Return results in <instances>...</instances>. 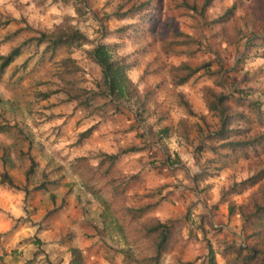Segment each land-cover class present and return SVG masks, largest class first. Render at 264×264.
I'll list each match as a JSON object with an SVG mask.
<instances>
[{
  "label": "rangeland",
  "instance_id": "374dc122",
  "mask_svg": "<svg viewBox=\"0 0 264 264\" xmlns=\"http://www.w3.org/2000/svg\"><path fill=\"white\" fill-rule=\"evenodd\" d=\"M146 2L147 12L123 16ZM183 2L203 0H0V57L22 45L0 75V126L12 127L0 132V175L26 185L33 158L28 185L45 187L25 200L0 185V264H69L73 248L85 264H138L153 256L142 224L170 220L177 222L161 264H264V228L253 216L264 179L246 184L264 169V139L234 153L208 136L219 123L209 102L223 95L245 96L230 102L244 115L233 128L264 134V0H215L203 17ZM58 27L90 42L51 54L33 40ZM99 43L130 65L150 97L145 112L104 96L90 109L80 103L106 90L91 54ZM66 59L76 60V74H66ZM184 63L212 64V73L178 85ZM202 143L214 149L201 151ZM125 150L113 166L104 157ZM153 205L142 217L130 212Z\"/></svg>",
  "mask_w": 264,
  "mask_h": 264
},
{
  "label": "trees",
  "instance_id": "16d2710c",
  "mask_svg": "<svg viewBox=\"0 0 264 264\" xmlns=\"http://www.w3.org/2000/svg\"><path fill=\"white\" fill-rule=\"evenodd\" d=\"M55 1H63V2H70L71 0H55ZM215 0H203L202 5L197 4H188V2H183L181 7L184 6L188 10L193 13L200 14L203 17L211 7ZM80 2L83 6L86 5L87 0H76V3ZM151 4L150 2H146L144 4H140L139 6H135L130 11L125 13L123 16H126L130 13H137V15H142L143 12H147L150 10ZM82 7H76V10L80 12ZM235 7L226 11V13L221 17L219 22H226L228 21L233 13ZM151 19L153 18L150 16ZM150 19V20H151ZM11 21H8L10 24ZM38 41L39 44L46 45V52L55 54L61 48H69L74 45H84L90 42V40L81 32L77 31L73 27H58L56 31L48 34L42 33L39 38L33 39ZM22 54V45L13 49L10 55L7 57H0V75L4 74L6 69L12 65ZM92 59L94 62L101 68L104 78V84L106 90L102 93H94L93 96L88 97L87 100L82 101L81 95L75 96V100H81L80 103L85 106L87 109L92 108L94 106V101L98 96H104L110 99L111 102L119 101L126 102V101H133L136 103L143 111H146V107L150 100L149 94L145 96H141L139 90L135 86L134 82L132 81L131 77L129 76L130 65L122 62L121 60H116L111 51L110 47L105 43H99L91 52ZM63 66L67 75L76 74L79 70L76 60L74 59H66L63 61ZM212 64H206L201 67L192 68L187 64H183L180 66L181 71H186V74L183 76L178 77V85L186 84L192 76L198 74L202 71L205 73L210 74ZM242 94V92H239ZM242 96V95H240ZM51 97L50 93L44 94V98L48 99ZM245 97V96H242ZM242 97H235L233 95H223L221 97H216L213 101L209 102V110L217 114L219 119L218 127L214 131H210L209 137L214 139L216 142L221 143L222 145L220 148H226L231 152H246L249 148H252L257 144V142L264 139V134L251 138L245 135L246 131L243 129H238L237 127L233 128L235 125V120L242 115L241 118L244 117L243 114L235 113L232 109L230 102L231 100H238L242 101ZM245 101V100H244ZM181 104L186 108L187 112L190 115H195V112L191 106V104L185 100V98L181 97ZM119 107V106H116ZM259 111V108H257ZM144 114V113H142ZM202 120H205V117H201ZM12 127H5L0 126V132H5L6 129ZM91 130L84 133L83 136H88L91 134ZM148 136V135H147ZM205 149L213 150L214 147L208 148L206 143H202L199 147V150L203 151ZM133 151V150H132ZM131 150H125L121 153L116 154H104L106 160L110 161V165L113 166L117 163L125 154L130 153ZM224 158L227 155H222ZM32 165L26 172V182L27 184L24 186H20L16 183L14 177L10 175L8 172H4L0 175V185L8 188L10 190H15L19 192H23L25 194V200L30 199L32 193L34 191L43 190L45 187H35L34 189H30L28 183L30 182L31 176L35 173L36 168V161L32 158ZM262 179H264V169L261 173H259L254 178L247 181L246 184L250 183L251 185H256ZM155 205L145 206L138 209H132L130 212L133 213L135 218L144 216L150 209H152ZM253 216L257 217L256 221L259 227L262 229L264 228V202L261 205H257L256 209L253 213ZM177 221L170 220L168 223H162L160 221H150L148 223L142 224L141 232L148 238L151 242L153 248V256L151 257H144L137 261L138 264H161L162 257L169 249L170 238L175 228V224ZM257 227V226H256ZM258 228V227H257ZM243 247H239L236 250V254L238 257L242 256L244 252ZM72 259L69 264H85L82 252L79 248H73L71 250ZM245 259V258H244ZM244 259H241L242 261ZM246 260V259H245ZM29 264H34V261H30ZM48 264H53L51 261ZM213 264V263H212ZM235 264H245L243 262H238L235 260ZM248 264V263H246Z\"/></svg>",
  "mask_w": 264,
  "mask_h": 264
},
{
  "label": "crops",
  "instance_id": "0c3cea01",
  "mask_svg": "<svg viewBox=\"0 0 264 264\" xmlns=\"http://www.w3.org/2000/svg\"><path fill=\"white\" fill-rule=\"evenodd\" d=\"M19 185V184H18Z\"/></svg>",
  "mask_w": 264,
  "mask_h": 264
}]
</instances>
